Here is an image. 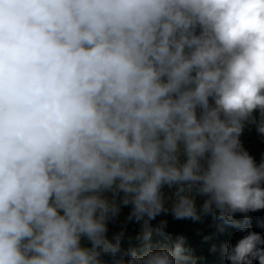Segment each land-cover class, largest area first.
Masks as SVG:
<instances>
[{"label":"clouds","instance_id":"9594fccd","mask_svg":"<svg viewBox=\"0 0 264 264\" xmlns=\"http://www.w3.org/2000/svg\"><path fill=\"white\" fill-rule=\"evenodd\" d=\"M249 124L264 136V0H0V264H188L162 213L239 228L224 258L264 264Z\"/></svg>","mask_w":264,"mask_h":264},{"label":"trees","instance_id":"16d2710c","mask_svg":"<svg viewBox=\"0 0 264 264\" xmlns=\"http://www.w3.org/2000/svg\"><path fill=\"white\" fill-rule=\"evenodd\" d=\"M241 140H242V136H241ZM258 143H259V145H257V147H254ZM245 144L248 145L247 151L249 152V154L251 156L254 157L257 164H259L261 161H264V136H261L257 132L255 125L249 124L245 127ZM255 148H257L256 151H255ZM165 192L170 193V190L165 188ZM128 207L130 208L129 211L131 212V206L129 205ZM128 207H126L122 210L121 216L118 220H116L114 222H109V224H108V228H109L108 235L109 236H111L115 232L120 231L121 228L124 229L125 236L123 239V247L125 249L129 248V246H132V247H135V246L140 247L141 246L142 240L139 239L138 237H140L142 235L143 225H144L143 220L140 222H136L134 219L132 221H127L125 219L128 216V214L130 213V212H127ZM166 215L167 214H163V213L158 215L155 219H153L149 222L150 226L153 229H155V228L160 226L161 221H166L167 223H166V226L164 228V231L171 236L172 241H175V239L178 236H183L185 238V243H186L188 241V237H190V234L188 235L185 231H182L180 229H174L175 228V222L171 218L172 215L169 216L168 218H166ZM249 215H250L251 219L249 222L248 230L264 234V210L252 212V213H249ZM239 217L241 220L244 219V216L242 214H239ZM145 219H147V218L145 217ZM120 220H121V224L119 225L118 221H120ZM240 233H242L243 235L247 234L246 232H242L241 230H240ZM131 242H133L132 245H131ZM83 243L86 246H90L89 242H87L86 240L83 241ZM152 243H153L154 247H158V246H163L164 244H170L171 242L165 241L163 239V237H159V236H156L154 234L153 239H152ZM196 247L200 249V251H198L199 253H203V252L206 253V256H208L210 258L209 259L210 264H223V262L220 263V260L215 258L214 255H211L210 253L206 252L205 248H202L199 246H196ZM226 264H229V262H226ZM254 264H258V262H254Z\"/></svg>","mask_w":264,"mask_h":264},{"label":"rangeland","instance_id":"374dc122","mask_svg":"<svg viewBox=\"0 0 264 264\" xmlns=\"http://www.w3.org/2000/svg\"><path fill=\"white\" fill-rule=\"evenodd\" d=\"M241 141L244 148L248 150V145L245 144V128ZM257 145H259V143L254 147H257ZM256 150L257 148H255V151ZM202 202L203 198L197 200L198 205L202 204ZM129 209L130 208L128 207L127 212H130ZM169 216H171V214H167L166 218ZM171 218L175 222L174 229H180L185 231L188 235L190 234L188 241L185 243V248L188 250V254L192 257L188 264H210V258L206 256V253L204 252L199 253L198 251H200V249L196 246L205 248V251L214 255L215 258L220 260V263L223 262V264H226V262L229 261L224 258L223 246L229 243L235 244L244 236L240 233L238 228L234 227H225V229L221 231L218 227L219 221L214 220L211 215L203 216L200 221H192L189 219L176 220L173 216H171ZM235 219L241 220L239 214L236 215ZM121 220L118 221L119 225L121 224ZM132 244L133 242H131V245Z\"/></svg>","mask_w":264,"mask_h":264}]
</instances>
